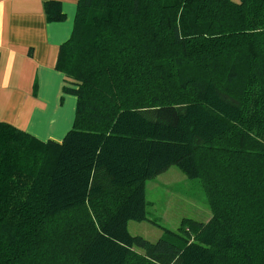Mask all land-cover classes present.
Here are the masks:
<instances>
[{
	"label": "trees",
	"instance_id": "1",
	"mask_svg": "<svg viewBox=\"0 0 264 264\" xmlns=\"http://www.w3.org/2000/svg\"><path fill=\"white\" fill-rule=\"evenodd\" d=\"M56 70L61 143L0 123V264H264V0H78ZM171 167L210 220L132 235Z\"/></svg>",
	"mask_w": 264,
	"mask_h": 264
},
{
	"label": "crops",
	"instance_id": "2",
	"mask_svg": "<svg viewBox=\"0 0 264 264\" xmlns=\"http://www.w3.org/2000/svg\"><path fill=\"white\" fill-rule=\"evenodd\" d=\"M59 2L66 20L49 23L44 3ZM239 2L240 0H234ZM78 0H0V123L61 143L72 129L76 89L56 70L72 34Z\"/></svg>",
	"mask_w": 264,
	"mask_h": 264
},
{
	"label": "rangeland",
	"instance_id": "3",
	"mask_svg": "<svg viewBox=\"0 0 264 264\" xmlns=\"http://www.w3.org/2000/svg\"><path fill=\"white\" fill-rule=\"evenodd\" d=\"M146 190L149 221L130 222L128 228L134 236L156 242L162 228L176 231L186 219L205 223L212 216L199 180L187 178L177 167L147 181Z\"/></svg>",
	"mask_w": 264,
	"mask_h": 264
}]
</instances>
